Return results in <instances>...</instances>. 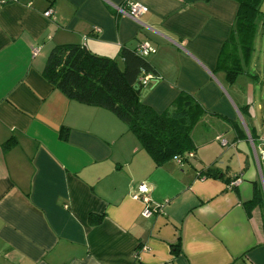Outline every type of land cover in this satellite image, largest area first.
I'll use <instances>...</instances> for the list:
<instances>
[{"label":"crops","instance_id":"1","mask_svg":"<svg viewBox=\"0 0 264 264\" xmlns=\"http://www.w3.org/2000/svg\"><path fill=\"white\" fill-rule=\"evenodd\" d=\"M133 1L138 21L125 0H0V264H264V15L229 78L216 61L237 1ZM143 42L156 51L142 102L161 113L184 91L207 111L195 147L160 162L41 74L58 44L121 63ZM142 182L149 217L130 197Z\"/></svg>","mask_w":264,"mask_h":264},{"label":"trees","instance_id":"2","mask_svg":"<svg viewBox=\"0 0 264 264\" xmlns=\"http://www.w3.org/2000/svg\"><path fill=\"white\" fill-rule=\"evenodd\" d=\"M235 1L238 10L233 30L216 61L229 78L239 74L242 61L250 57L259 20L264 15V0ZM147 56L140 55L137 48L124 47L119 63L84 45L58 44L49 51L41 74L69 100L111 111L135 135L140 146L160 162L195 147L191 132L207 111L184 91L161 113L143 103V84L139 80L155 72ZM67 133V128H61L60 138L66 140Z\"/></svg>","mask_w":264,"mask_h":264},{"label":"built area","instance_id":"3","mask_svg":"<svg viewBox=\"0 0 264 264\" xmlns=\"http://www.w3.org/2000/svg\"><path fill=\"white\" fill-rule=\"evenodd\" d=\"M118 10L122 12L124 15L128 16L129 18L133 19L134 21H138L139 17L147 12V7L138 2L133 0H125L122 7H119ZM52 10L48 8L44 11L45 16H50ZM156 51L155 47L149 42H143L137 47V52L140 55L147 56L151 53ZM150 75H146L140 78V82L144 85ZM261 145H264V139H260ZM256 157L264 158V148L261 146L255 152ZM149 189L146 183L142 182L137 185V188L134 192L130 194V197L134 200H140L143 203V209L141 211V215L144 217H149L152 213L159 210V206L152 205L151 199L149 197Z\"/></svg>","mask_w":264,"mask_h":264},{"label":"water","instance_id":"4","mask_svg":"<svg viewBox=\"0 0 264 264\" xmlns=\"http://www.w3.org/2000/svg\"><path fill=\"white\" fill-rule=\"evenodd\" d=\"M147 92H148V89H143L142 93H141V96L144 97Z\"/></svg>","mask_w":264,"mask_h":264}]
</instances>
